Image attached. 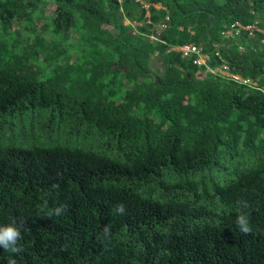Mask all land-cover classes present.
Here are the masks:
<instances>
[{"label": "trees", "instance_id": "obj_1", "mask_svg": "<svg viewBox=\"0 0 264 264\" xmlns=\"http://www.w3.org/2000/svg\"><path fill=\"white\" fill-rule=\"evenodd\" d=\"M9 225L0 264H264V0H0Z\"/></svg>", "mask_w": 264, "mask_h": 264}, {"label": "clouds", "instance_id": "obj_2", "mask_svg": "<svg viewBox=\"0 0 264 264\" xmlns=\"http://www.w3.org/2000/svg\"><path fill=\"white\" fill-rule=\"evenodd\" d=\"M241 206V208H247V202L242 201L238 202ZM63 211V206L58 207L52 211V215H60ZM115 211L117 214H124L125 209L122 204H118L115 206ZM237 227L240 229V231L244 234H248L251 231V228L249 226V220L248 217L241 213L236 217L235 221ZM22 239L20 235V231L17 227H14L12 225L0 227V247L4 248L6 251H9L11 253H17L20 251V248L17 245V241ZM8 264H15V260L9 259Z\"/></svg>", "mask_w": 264, "mask_h": 264}, {"label": "built area", "instance_id": "obj_3", "mask_svg": "<svg viewBox=\"0 0 264 264\" xmlns=\"http://www.w3.org/2000/svg\"><path fill=\"white\" fill-rule=\"evenodd\" d=\"M145 7H147L146 4H144ZM164 25H161V28H163ZM240 25L238 23L233 22L230 24L229 28H226L224 31H222V34L224 35H231V34H238ZM245 29H250V26L245 27ZM179 51L182 54V57L189 58L193 56V63L194 64H203L205 62L206 55H204L201 51V48L196 47L193 44L184 45L179 48ZM213 73H222L225 76H229L233 79L239 80V77L235 74H231L228 72L227 65L223 64L218 69H213ZM243 82H249L248 80H243Z\"/></svg>", "mask_w": 264, "mask_h": 264}, {"label": "rangeland", "instance_id": "obj_4", "mask_svg": "<svg viewBox=\"0 0 264 264\" xmlns=\"http://www.w3.org/2000/svg\"><path fill=\"white\" fill-rule=\"evenodd\" d=\"M158 6H159V5H156V7H158ZM38 22H39V23H41L42 21H39V20H38ZM152 63H153V64H155V63H156V61H154V62H152ZM157 70H158V68H157ZM43 119H44V118H43ZM7 139H10V136H8V138H7ZM9 141H10V140H9Z\"/></svg>", "mask_w": 264, "mask_h": 264}]
</instances>
